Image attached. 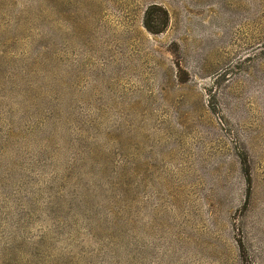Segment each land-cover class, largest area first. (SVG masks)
<instances>
[{"label":"rangeland","instance_id":"obj_1","mask_svg":"<svg viewBox=\"0 0 264 264\" xmlns=\"http://www.w3.org/2000/svg\"><path fill=\"white\" fill-rule=\"evenodd\" d=\"M0 264H264V0H0Z\"/></svg>","mask_w":264,"mask_h":264},{"label":"trees","instance_id":"obj_2","mask_svg":"<svg viewBox=\"0 0 264 264\" xmlns=\"http://www.w3.org/2000/svg\"><path fill=\"white\" fill-rule=\"evenodd\" d=\"M146 27H148V29H150L149 26H146ZM150 31H151V30H150ZM248 181H249V182L251 181L249 175H248Z\"/></svg>","mask_w":264,"mask_h":264}]
</instances>
